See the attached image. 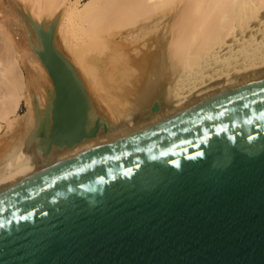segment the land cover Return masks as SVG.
Returning a JSON list of instances; mask_svg holds the SVG:
<instances>
[{
  "label": "water",
  "instance_id": "1",
  "mask_svg": "<svg viewBox=\"0 0 264 264\" xmlns=\"http://www.w3.org/2000/svg\"><path fill=\"white\" fill-rule=\"evenodd\" d=\"M42 37L73 146L98 126ZM0 264H264V77L0 187Z\"/></svg>",
  "mask_w": 264,
  "mask_h": 264
},
{
  "label": "bare ground",
  "instance_id": "2",
  "mask_svg": "<svg viewBox=\"0 0 264 264\" xmlns=\"http://www.w3.org/2000/svg\"><path fill=\"white\" fill-rule=\"evenodd\" d=\"M81 1H58L69 19L58 32L32 21L8 31L14 52L18 42L29 52L25 71L14 53L0 58V187L264 77V0ZM42 33L79 81L87 133L98 126L73 146L50 142L56 90Z\"/></svg>",
  "mask_w": 264,
  "mask_h": 264
},
{
  "label": "rangeland",
  "instance_id": "3",
  "mask_svg": "<svg viewBox=\"0 0 264 264\" xmlns=\"http://www.w3.org/2000/svg\"><path fill=\"white\" fill-rule=\"evenodd\" d=\"M58 1L59 0H0V43H2L0 44V48L2 51L4 50L3 52H1L0 50V54H3L0 55V58H3L5 56L7 58L11 54L12 55L10 57H12L14 53V56L19 59V68L21 67L20 69L25 71L26 68H23V66L26 67L25 65L26 63L28 64V62L24 61V64L21 63L22 61L20 57L22 58L23 54V56H25V54H28V50L26 52L23 51V48L26 47V44L23 42H18V46H22L23 44V47H21L20 49L19 46L18 50H21L20 52L24 53L21 54L18 52H14L15 47L13 48V45L10 44H13L15 40L8 31H11V29H13L15 32H28V27H30L32 21L35 24V27L40 31L42 29L44 32H58L59 29L67 25L66 22L69 21L64 8L60 3H58ZM84 1L87 0H82L81 3H84ZM33 9L38 12V15H34L37 17L32 19L31 15ZM3 34L5 35L6 39L3 37ZM7 38L10 40H8ZM26 48H24V50H26ZM4 53L9 55H4ZM19 54L21 56H19ZM27 57L28 56L26 55V58L24 57L23 59L25 60L27 59ZM41 63L42 65H44L43 62ZM24 110L25 105L24 103H22L20 107V112H23Z\"/></svg>",
  "mask_w": 264,
  "mask_h": 264
},
{
  "label": "snow or ice",
  "instance_id": "4",
  "mask_svg": "<svg viewBox=\"0 0 264 264\" xmlns=\"http://www.w3.org/2000/svg\"><path fill=\"white\" fill-rule=\"evenodd\" d=\"M248 139H250V140H251V139H252V137L250 136Z\"/></svg>",
  "mask_w": 264,
  "mask_h": 264
}]
</instances>
